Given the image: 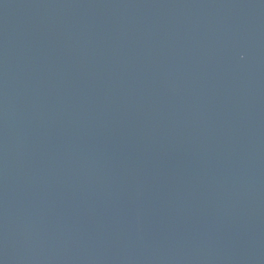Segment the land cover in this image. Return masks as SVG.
<instances>
[{"label":"water","instance_id":"1","mask_svg":"<svg viewBox=\"0 0 264 264\" xmlns=\"http://www.w3.org/2000/svg\"><path fill=\"white\" fill-rule=\"evenodd\" d=\"M0 264H264V0H0Z\"/></svg>","mask_w":264,"mask_h":264}]
</instances>
